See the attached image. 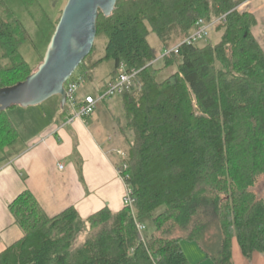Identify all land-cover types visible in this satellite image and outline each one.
Segmentation results:
<instances>
[{
  "label": "trees",
  "instance_id": "trees-1",
  "mask_svg": "<svg viewBox=\"0 0 264 264\" xmlns=\"http://www.w3.org/2000/svg\"><path fill=\"white\" fill-rule=\"evenodd\" d=\"M247 1L117 0L109 14L100 10L97 37L109 32L105 59L114 63L113 80L122 64L137 72L134 86L116 97L135 217L125 207L85 221L74 208L49 218L26 191L9 207L25 236L0 252V264H191L182 242L197 244L214 264H233L234 238L246 259L264 254V197L255 191L264 176V51L253 35L257 16L238 10ZM2 7L0 0L5 91L35 71L19 52L27 31L7 9L3 17ZM200 20L215 22L210 34L221 40L183 45L157 68L149 36L162 51L171 49ZM174 66L177 73L159 82L162 70ZM17 106L0 110L4 158L18 137L7 114ZM136 221L146 226L143 236ZM88 227L76 246L77 233Z\"/></svg>",
  "mask_w": 264,
  "mask_h": 264
},
{
  "label": "crops",
  "instance_id": "crops-1",
  "mask_svg": "<svg viewBox=\"0 0 264 264\" xmlns=\"http://www.w3.org/2000/svg\"><path fill=\"white\" fill-rule=\"evenodd\" d=\"M252 3L249 12L258 19L253 35L264 51V41L260 43L257 37V33L263 35L257 13H263L264 5L259 0ZM84 96H91L90 90L81 89L80 97ZM57 102L52 101L51 107H47L50 112L56 113L51 117V113H46L47 119L39 113L38 105L26 109L29 115L26 123L20 120L19 124L13 116L9 117L18 131V137L5 158L0 152V252L25 236L9 207L26 191L32 193L49 218L74 208L79 219L85 221L103 210L118 214L125 208L126 186L117 172L120 159L115 152L121 148L117 136V118L123 115L121 100L104 101L107 111L113 116L112 120L107 121L94 114L84 121L75 120L73 123H68L71 112L67 104L63 99ZM25 124L30 127L23 134L20 127ZM31 125L37 127V131L31 129ZM196 246L200 252L194 249L196 260L193 262L182 246L189 262L214 264ZM232 260L233 264H264V254L255 253L250 260L246 259L238 240L234 238Z\"/></svg>",
  "mask_w": 264,
  "mask_h": 264
},
{
  "label": "rangeland",
  "instance_id": "rangeland-1",
  "mask_svg": "<svg viewBox=\"0 0 264 264\" xmlns=\"http://www.w3.org/2000/svg\"><path fill=\"white\" fill-rule=\"evenodd\" d=\"M5 2V8L2 7L1 15L6 18V9L11 13L13 18L18 20L22 26L25 28L29 35V40H27L20 48V54L26 61V63L34 69V71H38L40 66L42 65L45 56L47 54L48 48L50 46L51 39L55 32L56 26L58 24L59 19L61 18L62 12L65 9L69 0H3ZM138 3L140 0H137ZM261 3L263 0H259ZM253 0H248L247 2L241 4L238 7L239 11H250L253 6ZM264 9V6H263ZM133 13V12H132ZM260 27L263 30V35L259 36L257 33V37H259L260 43L264 41V11L263 13H257ZM258 20V19H257ZM256 28V27H255ZM254 28V29H255ZM253 29V31H254ZM259 31V30H258ZM222 34L211 33L210 37L207 38L211 43L217 44L221 40ZM151 46L156 49L158 53V60L155 63L157 68H163L164 62L161 58L162 48L160 47V43L154 34H151L148 38ZM257 40V39H256ZM110 44V36L106 35V33H102L99 35L94 44V50L91 55L81 64V66L75 71L74 76H79L82 74H86V85H83L82 89L90 90L91 96L97 98L107 93L108 91V83L110 80H113L115 74V66L114 63L110 60H106L107 49ZM0 56H2V52L0 50ZM177 73V68L171 67L169 69L162 70L158 81L162 82L169 78L170 76ZM10 96L7 98V96ZM19 97L13 94V92H0V101H17ZM61 96H53L48 100L44 101L38 105V111L41 113L43 119H47L46 113H51V116H55L56 113L50 112L47 107H51L50 103L52 101H60ZM119 99V98H114ZM58 103V102H57ZM28 107L17 106L13 109H9L7 114L8 116H13L17 120V123L20 120L23 123H26V119L29 118L26 110ZM122 109V108H121ZM32 111V110H30ZM49 111V112H48ZM119 111V110H118ZM121 111V110H120ZM19 113V114H18ZM40 116V117H41ZM95 117L105 118L107 121L112 120L113 116L106 109L105 103H100L95 112ZM101 118V119H102ZM20 124V123H19ZM32 126V125H31ZM30 126L20 127L21 132L25 134L26 128ZM33 127V128H32ZM31 129L37 131V127L32 126ZM32 132V131H29ZM115 136L114 138H116ZM119 139V137H118ZM118 143L120 141L118 140ZM10 148V147H9ZM124 152L122 148H120ZM9 151V149H8ZM7 151V153H8ZM255 191L259 198L264 197V176L260 178L258 184L256 185ZM151 226L148 227V231L151 230ZM90 233V228L88 227L86 230H82L80 233H77L75 237V245L79 246L84 243L86 236ZM183 248L186 250V254L191 262L195 259V250L198 249L195 243L191 242H182ZM196 247V248H195ZM198 252L199 249L197 250Z\"/></svg>",
  "mask_w": 264,
  "mask_h": 264
},
{
  "label": "water",
  "instance_id": "water-1",
  "mask_svg": "<svg viewBox=\"0 0 264 264\" xmlns=\"http://www.w3.org/2000/svg\"><path fill=\"white\" fill-rule=\"evenodd\" d=\"M116 1L69 0L39 70L26 83L0 91L19 97L17 101H0V110L12 105L36 106L58 95L66 103L65 85L93 51L99 12L109 14Z\"/></svg>",
  "mask_w": 264,
  "mask_h": 264
},
{
  "label": "built area",
  "instance_id": "built-area-1",
  "mask_svg": "<svg viewBox=\"0 0 264 264\" xmlns=\"http://www.w3.org/2000/svg\"><path fill=\"white\" fill-rule=\"evenodd\" d=\"M214 24L215 22L208 23L204 20H200L196 24L193 33L186 40L171 49L163 50L161 58L163 59L167 56L178 55L179 50L183 45H194L195 43L206 40L209 37ZM136 75L137 72H133L131 74L127 73L125 65L122 64L117 71L116 78L108 83L107 93L97 98H94L93 96L80 97V91L83 85L86 84V74L75 76V78L72 79L74 77L73 75V77L71 78L72 80L70 79L65 85L66 104L71 112L68 123H73L75 120L84 121L85 119L93 116L100 103L105 100L114 99L125 92V90L131 89L134 86V79ZM115 152L120 159V162L117 166V172L126 186L124 205L126 208H129L131 210V214L135 217V199L132 188L127 182L129 176L126 175L128 169L127 156L125 152L120 149H117ZM60 168L63 167L60 166ZM136 225L141 236H143L146 231V226L137 221Z\"/></svg>",
  "mask_w": 264,
  "mask_h": 264
}]
</instances>
